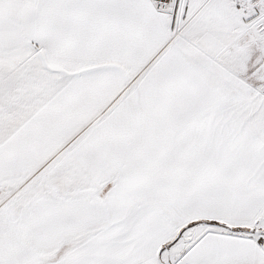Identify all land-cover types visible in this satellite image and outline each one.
<instances>
[{
  "label": "snow or ice",
  "instance_id": "obj_1",
  "mask_svg": "<svg viewBox=\"0 0 264 264\" xmlns=\"http://www.w3.org/2000/svg\"><path fill=\"white\" fill-rule=\"evenodd\" d=\"M0 264H264V0H0Z\"/></svg>",
  "mask_w": 264,
  "mask_h": 264
}]
</instances>
